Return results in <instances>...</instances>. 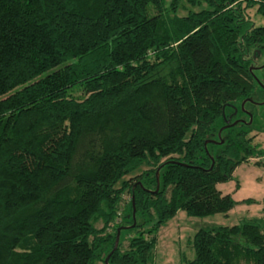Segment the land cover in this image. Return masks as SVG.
Instances as JSON below:
<instances>
[{
  "label": "trees",
  "instance_id": "16d2710c",
  "mask_svg": "<svg viewBox=\"0 0 264 264\" xmlns=\"http://www.w3.org/2000/svg\"><path fill=\"white\" fill-rule=\"evenodd\" d=\"M184 1L205 7L0 0V264H152L161 224L226 213L216 183L249 158L264 168L250 123L217 137L226 107L264 99L245 56L264 26L242 30L264 0ZM190 247L183 264H264V200Z\"/></svg>",
  "mask_w": 264,
  "mask_h": 264
},
{
  "label": "rangeland",
  "instance_id": "374dc122",
  "mask_svg": "<svg viewBox=\"0 0 264 264\" xmlns=\"http://www.w3.org/2000/svg\"><path fill=\"white\" fill-rule=\"evenodd\" d=\"M180 14H185L187 10L197 11L205 7L204 3L190 6L184 0H178ZM247 21L242 26V30L248 31L251 26H264V14L256 13L255 8L245 11ZM250 67L253 70V81L255 89L264 87V44L258 49H250L245 53ZM250 106L251 130L248 135H252L251 142L257 147L264 148V102ZM234 106L226 107L224 114L227 119H249L248 105L245 108ZM233 109V110H232ZM232 112V113H231ZM250 113V112H249ZM233 115V116H232ZM257 158H249L246 162L239 164L233 170L230 179L216 183L215 187L223 194H229L236 204L226 213H214L206 216H188L183 211L178 210L175 215L161 224L157 231V241L153 249L152 264H183L184 261L193 257L190 241L193 233L199 228L211 225H231L245 219L259 218L261 216L262 201L264 200V168L257 167L253 162ZM146 165L139 167L134 173L127 177L138 174ZM245 199L250 203H243ZM99 226V224H96ZM126 244L123 241L122 246Z\"/></svg>",
  "mask_w": 264,
  "mask_h": 264
},
{
  "label": "water",
  "instance_id": "95a60500",
  "mask_svg": "<svg viewBox=\"0 0 264 264\" xmlns=\"http://www.w3.org/2000/svg\"><path fill=\"white\" fill-rule=\"evenodd\" d=\"M249 70L252 71V68L249 67ZM249 101H251V100L249 99ZM262 101L264 102V99H263ZM242 105H243V101L240 103V107H241V108H242ZM248 115H249V119H248L247 121H244V120H241V119H236V120L232 121L231 123H227V120H226V121H225V124H224L223 126H221V127L218 129V131H217V137L219 138V133H220V131H221L223 128L228 127V126H232V125L235 124L237 121L240 122V123H246V124H249V123H250V120H251V118H250V113H249V112H248ZM213 142L221 143V140L213 141ZM155 181H156V187H155V190H154V191H156L157 186H158L157 172H155ZM131 206H132V213H131L132 224H134V208H133V200H132V199H131ZM132 224H131V225H132ZM122 227H123V226H122ZM122 227H120V228H122ZM120 228H116V233H115V236H114L113 246H112V249H111L110 252H112V251L116 248V246H117V242H118V236H119ZM110 252H109V253H110ZM107 258H108V255L105 257L104 262H106Z\"/></svg>",
  "mask_w": 264,
  "mask_h": 264
},
{
  "label": "flooded vegetation",
  "instance_id": "af4514ba",
  "mask_svg": "<svg viewBox=\"0 0 264 264\" xmlns=\"http://www.w3.org/2000/svg\"><path fill=\"white\" fill-rule=\"evenodd\" d=\"M260 88L264 90V87H260ZM261 102H262V101H261ZM255 103H257V102H255ZM258 103H259V102H258ZM258 103H257V104H258ZM243 120H244V119H243Z\"/></svg>",
  "mask_w": 264,
  "mask_h": 264
}]
</instances>
